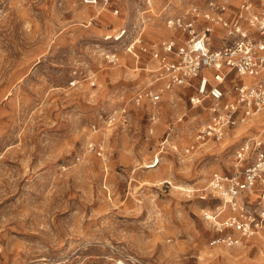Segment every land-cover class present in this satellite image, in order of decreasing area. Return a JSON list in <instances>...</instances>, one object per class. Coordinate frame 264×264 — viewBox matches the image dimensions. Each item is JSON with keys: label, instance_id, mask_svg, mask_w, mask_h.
I'll return each mask as SVG.
<instances>
[{"label": "rangeland", "instance_id": "374dc122", "mask_svg": "<svg viewBox=\"0 0 264 264\" xmlns=\"http://www.w3.org/2000/svg\"><path fill=\"white\" fill-rule=\"evenodd\" d=\"M208 1L172 0L168 10ZM114 2L122 15L107 10L99 20L82 0H0V264H264V232L211 248L204 217L221 205L211 177L234 171L247 139L264 138L263 119L186 153L208 112L183 87L156 111L135 105L137 88L154 78L134 69L113 36L122 25L136 30L147 0ZM152 2L143 19L166 27L169 0ZM151 24L146 36L160 43L168 34ZM110 50L119 66L106 63ZM86 76L96 85H70ZM123 107L128 122L108 127L107 115ZM152 112L159 120L149 134ZM94 142L101 153L90 152Z\"/></svg>", "mask_w": 264, "mask_h": 264}, {"label": "built area", "instance_id": "2783aa9c", "mask_svg": "<svg viewBox=\"0 0 264 264\" xmlns=\"http://www.w3.org/2000/svg\"><path fill=\"white\" fill-rule=\"evenodd\" d=\"M82 2L107 6L110 0ZM146 3L152 5L151 0ZM119 13V9L112 11L114 16ZM146 24L142 19L132 34L124 28L114 36L116 41L129 37L126 52L136 61L148 55L158 62L154 82L161 85L156 87L152 82L138 90L133 101L137 106L148 102L156 111L166 92L178 87L192 90L190 104L207 111L208 119L198 129L196 143L186 147V153L198 144L221 142L231 131L257 118L263 119L264 127V0H242L238 4L209 0L205 6L190 3L183 12L166 20L167 27L180 35L160 43L145 41ZM104 58L109 66H119L118 52L107 51ZM83 80L96 85L91 76L74 78L70 85L76 87ZM128 116L127 107H123L107 115L105 123L108 127L127 123ZM149 118V134H154L158 113L152 112ZM102 150L97 142L90 147V152ZM158 163L157 157L151 168ZM208 189L221 201L216 210L204 212L215 232L209 241L211 248L238 247L264 232V138L247 139L236 152L234 171L214 174Z\"/></svg>", "mask_w": 264, "mask_h": 264}, {"label": "crops", "instance_id": "0c3cea01", "mask_svg": "<svg viewBox=\"0 0 264 264\" xmlns=\"http://www.w3.org/2000/svg\"><path fill=\"white\" fill-rule=\"evenodd\" d=\"M151 2H152V0H151ZM172 2V0H169V2L166 4V6L164 7V9L162 10V11H166L167 13H170V14H168V16H167V19L170 17V16H172V15H174L173 14V12L172 11H170V10H168V8H169V3H171ZM86 5V4H85ZM145 5H146V9H144L142 12H141V15H144V17H142V19L143 18H145V14H147V13H149V12H151L152 10L150 9V7L153 5V2H152V5L149 7L148 5H147V3H145ZM90 6V5H89ZM187 6V5H186ZM185 6V7H186ZM93 7H95V8H97L98 7V9L100 10L99 11V13H98V16L99 17H96V18H94V19H102L103 17V12H105V11H107V10H109L111 13H112V11L114 10V9H119L120 10V13H119V15L118 16H121L122 15V13H121V8H119L118 7V5H116V3L114 2V0H110V2L108 3V5L107 6H105V5H103V3H99V4H97V5H93ZM184 11V10H183ZM97 12V11H96ZM112 15V16H111ZM110 16L111 17H114V15L113 14H111ZM118 16H115V17H118ZM93 19V20H94ZM92 20V21H93ZM111 22H113V21H111ZM141 23V22H140ZM90 24H92V23H90ZM151 24V22H148L147 24H146V26L147 25H150ZM140 25V24H139ZM152 25V24H151ZM165 25H166V22H165ZM155 27H157V25H152L151 26V30H158V29H162V32H167V37L165 38V39H170V38H174V37H176V36H179L180 35V33L179 32H176L175 30H171V29H169L168 27H167V25H166V27H162V26H159V27H157V28H155ZM124 28H126V29H128L125 25H122V26H119L117 29H116V32H117V34H115L114 36H117V35H119V33H120V31L122 30V29H124ZM153 28V29H152ZM129 30V29H128ZM146 31H147V27H146ZM161 32V33H162ZM113 36V37H114ZM144 39H145V41L147 42V43H149V44H151V43H154V42H149V40H148V38H147V36H146V32H145V35H144ZM164 39V40H165ZM115 40V39H114ZM123 40H125V43H127V41L129 40V37L127 36V35H125V36H122V38L120 39V40H118V41H123ZM116 41V40H115ZM117 41V42H118ZM128 55L129 56H131L133 59H134V64H135V70L137 71V70H140V71H142V73H146V74H148L150 77H155V73H156V70L158 69V62H156V61H154V60H152L151 58H150V56H148V55H142L141 56V58H140V61H136V59L131 55V54H129L128 53ZM120 58H121V55H120ZM138 66H140V67H138ZM149 77V78H150ZM158 83V84H157ZM155 85H161V82H157ZM158 87V86H157ZM178 88H180V87H178ZM184 88V87H183ZM140 89H142V88H140ZM140 89H138L137 88V91L138 90H140ZM184 89H188V88H184ZM192 90H191V94H192ZM263 233V232H262ZM259 236V235H258Z\"/></svg>", "mask_w": 264, "mask_h": 264}, {"label": "bare ground", "instance_id": "6f19581e", "mask_svg": "<svg viewBox=\"0 0 264 264\" xmlns=\"http://www.w3.org/2000/svg\"><path fill=\"white\" fill-rule=\"evenodd\" d=\"M120 38H121V37H120ZM120 38H119V39H120ZM176 94H177V93H176ZM178 95H179V94H178ZM169 96H170V97H172V96L174 97L175 94H170ZM238 135H239V132L236 133L234 137H237ZM159 162H160V161H159ZM145 167L151 168V165H149L148 163H146V164H145Z\"/></svg>", "mask_w": 264, "mask_h": 264}]
</instances>
